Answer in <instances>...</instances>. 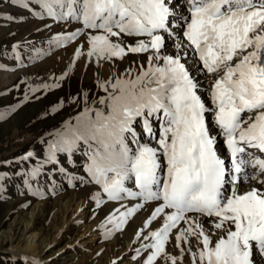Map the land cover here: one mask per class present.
<instances>
[{
    "label": "snow or ice",
    "instance_id": "snow-or-ice-1",
    "mask_svg": "<svg viewBox=\"0 0 264 264\" xmlns=\"http://www.w3.org/2000/svg\"><path fill=\"white\" fill-rule=\"evenodd\" d=\"M8 2L31 11L29 0ZM31 3L41 9L32 13L39 19L75 24L48 41L55 47L78 42L72 66L81 57L129 65L98 80L102 94L91 103L87 91L74 98L80 111L46 142L44 163L74 164L79 153L86 175H70L69 182L98 186L91 194L97 208L118 205L102 225L105 238L146 212L135 232L136 264H259L264 0ZM200 74L211 77L209 88H202ZM34 156L28 151L20 159Z\"/></svg>",
    "mask_w": 264,
    "mask_h": 264
},
{
    "label": "rangeland",
    "instance_id": "rangeland-1",
    "mask_svg": "<svg viewBox=\"0 0 264 264\" xmlns=\"http://www.w3.org/2000/svg\"><path fill=\"white\" fill-rule=\"evenodd\" d=\"M29 3L31 11L0 0V264H136L132 257L141 241L129 247L121 240L123 230L105 238L106 208H97L91 199L98 186L69 182L70 175H86L79 153L74 164L44 163L50 133L80 111L73 99L87 91L91 103L102 94L97 81L121 73L128 64L116 61L105 71L106 63L82 57L72 66L74 55L62 62L61 51L70 52L77 41L64 47L48 41L71 32L74 23L39 19L32 13L41 9ZM198 78L202 88L210 87L211 77ZM54 83L60 87H42ZM28 151L35 156L21 160ZM61 166L66 172L59 171ZM37 167L41 170L32 177Z\"/></svg>",
    "mask_w": 264,
    "mask_h": 264
},
{
    "label": "bare ground",
    "instance_id": "bare-ground-1",
    "mask_svg": "<svg viewBox=\"0 0 264 264\" xmlns=\"http://www.w3.org/2000/svg\"><path fill=\"white\" fill-rule=\"evenodd\" d=\"M74 28H75V24H73V27H71V31H73ZM77 46H78V42H76V44L73 46V48L71 47V51L70 52H67V51L65 52V50H62L61 53H60V57H61L60 60H62V62H66V61H64V58L63 57H66V60H67V57L69 58V55L70 56H73L74 55V52H75V48ZM171 47H170V49H172ZM82 58H86V57H82ZM108 66H109V64L106 63V69H105V71L108 70ZM206 98L207 97H205V99ZM105 199H106V197H105ZM116 206H118V205L115 204V202H109L106 205H103L102 207L106 208V212H103V214H105L104 216L106 217L109 214L110 210L111 209H114V207H116ZM146 216H147V213L146 212L145 213L137 214L136 216H134L130 220L129 224L126 225L125 228L123 229V233L121 234V240L124 241V242H126L129 247H133L131 245H133V242L136 241L135 232L137 230H139L140 227H142L143 220L146 219ZM30 247L33 248L34 246L31 245ZM30 247L28 246L27 249H26V251L29 250L28 248H30ZM257 260H258L259 264H264V259H261V258L257 257Z\"/></svg>",
    "mask_w": 264,
    "mask_h": 264
}]
</instances>
